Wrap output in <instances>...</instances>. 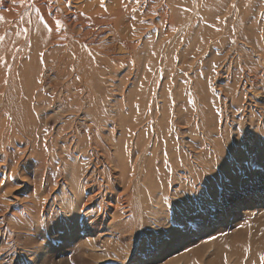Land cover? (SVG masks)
Returning <instances> with one entry per match:
<instances>
[{
	"label": "rangeland",
	"instance_id": "obj_1",
	"mask_svg": "<svg viewBox=\"0 0 264 264\" xmlns=\"http://www.w3.org/2000/svg\"><path fill=\"white\" fill-rule=\"evenodd\" d=\"M256 1L258 7L252 10L251 5L235 11L227 3L213 21L198 22L194 34L183 45L178 44V55H188L194 46L198 51L201 44L206 50L214 46L218 52L234 56V62L239 60L241 71H260L258 76H264V58L258 54L262 39H256V51L252 52V44L242 38L240 30L241 25L243 29L256 25L260 36L264 35V0ZM196 2L200 0H191V9ZM59 3L63 8L75 9L79 2ZM207 3L205 13H217L212 11L213 1ZM208 28H214L217 34L205 42L200 38ZM6 31L8 45L0 50V104L4 103L0 115V264H264V117L253 118V138L248 140L251 150L240 142L250 128L248 122H238L237 131V124L228 121L226 137H213L222 141L223 151L216 152L224 157L214 159L208 167L198 160L197 164L192 162L185 148L184 141L188 142L191 136L196 151L203 140L210 151L215 149L210 139H201V129L195 128L190 134H178L185 138L180 143L182 148L178 149L172 140L180 153L170 150L164 137L158 135L155 152L150 149L151 142L141 161L130 164V158L121 156L119 150L131 148L125 145L131 117H140L144 104L140 107V86L128 71L102 70L98 81L86 76L85 82L80 83L83 99L62 103L65 110L74 105V114L64 117L68 112L65 111L40 119L39 109L51 114L56 95L37 85V71L30 66L36 52L33 53L32 42L27 44L26 35H20L16 25ZM24 42L26 51L21 50ZM152 48L153 43L148 41L142 50L143 63L148 61L145 55ZM213 54L207 55L201 66L200 62L195 66L177 63L173 71H183L178 72L177 86L174 80H163L160 99L167 111L173 97L186 98L187 88L203 81L206 67L215 61ZM175 58L180 59L169 54V62L165 57V67L175 63ZM156 61L153 78L162 77ZM191 71L196 72L190 74ZM68 91L66 96L74 94ZM87 101L91 106L85 113ZM149 109L152 107L148 104L146 111ZM82 113L86 118L80 121L93 138L105 134L107 129L117 147L110 145L109 151L99 146L104 156L96 155L100 172L92 176L103 190L108 186L113 194L108 192L104 201L87 199L90 187L84 178L91 164H83L90 152L81 139L84 133L78 128V144L64 137L74 126V116ZM182 124L180 127L187 123ZM234 130L239 132L238 141ZM150 133L151 129L147 136ZM189 165L190 171L183 175ZM72 166L83 172L77 177V172H71ZM120 180L126 184L129 199L116 201L114 198L122 189ZM115 209L118 214H114ZM69 218L71 226L65 223Z\"/></svg>",
	"mask_w": 264,
	"mask_h": 264
},
{
	"label": "bare ground",
	"instance_id": "obj_2",
	"mask_svg": "<svg viewBox=\"0 0 264 264\" xmlns=\"http://www.w3.org/2000/svg\"><path fill=\"white\" fill-rule=\"evenodd\" d=\"M60 1L0 0V50L2 46L8 45L6 44V29L16 25L20 35H26L27 44L28 41L32 42L33 53L35 51L39 53L36 54L35 52L36 55H32V60H30L32 70L37 71V85L40 89L48 90L56 95V99L51 104V114L47 115L44 110L39 109L40 119H47L49 116L61 114L65 111L68 112L63 114L64 117H67L69 113L74 114V105L68 106V109L65 110L62 103L68 99L71 101L76 98L78 101L83 99L81 95L83 87L80 86V83L85 82L86 76L98 81L101 72H104L102 70H127L133 82L135 81L134 83L140 86L142 94L140 107L144 104V109L141 108L143 112H140L141 116L135 114L133 118L131 117L132 123L125 142V145L127 143L129 146L131 145V148L127 149L125 147V149L123 147L119 150L121 156L125 155L126 158H130V164L141 161L140 159L151 142L153 147L150 149L155 152L157 149L155 142L158 135L164 137V143L167 144L170 150L179 152L172 145V140H174L178 149L182 148L180 143L185 138H180L179 135L184 136L185 131L190 134L195 128L197 131L201 129V139L203 137L205 140L206 138L210 139V145L214 146L215 149L210 151L203 140L198 146L199 150L196 151L195 147L197 146L192 143L191 136L187 138L188 142L184 141L186 143L185 148L191 154L192 162L194 161L197 164L200 161L208 167V164L214 159L218 160L224 157L222 154H217V152L223 151L222 141L220 140V142L213 137L219 134H222L223 138L226 137L225 131H227L228 121L237 124V131L239 130L238 122H242L243 125L248 122L250 128L247 135L240 142L243 143L242 145L248 144L249 150L252 149L251 142L249 144L248 140L250 141L253 138L251 135L252 130H254L252 128L253 118L255 116L264 117V105L261 104L262 101L264 102V76H258L260 71H241L242 64L239 60L234 62L232 58L234 56L230 57L227 52L223 53L224 51L218 52L219 49L214 48V46L206 50L205 46L201 44L198 51L194 46L188 55L181 57L178 55V44L183 45L187 38L194 34L193 31L198 22L202 20L211 22L216 19L227 3L235 11L240 10L241 7L249 9L251 5L252 10L258 7L256 0H200L199 3L196 2L194 6L192 5L194 7L192 9L190 8L191 0H131L132 2H125L126 0H75L76 3L79 2L76 4L75 9L63 8L59 3ZM208 1H213L212 11L216 10L217 13L214 11L211 15L205 13L208 11ZM254 21L256 22V20ZM214 28H208L202 33L200 39L206 42L209 38L215 37L217 32L213 30ZM259 29L256 25H248L246 29H243L242 25L240 27L242 38L252 44V52L256 51L255 47L258 44L256 39H262V42L260 40L261 45H263L260 48L262 50L258 54H261V57L264 58V35L260 36ZM148 36L151 38H148ZM148 41L153 43V48L150 54L147 52L149 55H145V59L148 58V61L143 63L142 50H144ZM21 45V50L26 51L25 42ZM196 53L200 54L199 57L196 56ZM212 53H214L212 57L215 61L210 62L206 67V76L203 81L197 82L191 89L187 88L188 96L186 98L179 95L173 97L171 107L167 111L162 99H160L161 94H163L160 91L163 80H174L173 83L177 86L178 79H180L178 78V72H183L173 71L174 68H177V63L179 65L195 66L200 62L201 66L206 62L204 58ZM169 54L180 59L176 61L175 58V63L165 67L163 63L168 60ZM165 57H167V60L163 62ZM155 59H157L156 63L161 69L159 71L162 73V77L153 78L152 72L156 71V68H153ZM232 63L236 66L234 67ZM146 65L147 70H145ZM163 68H168L169 71H163ZM24 72L27 74V71L21 73ZM195 72L191 71L190 74ZM185 76L182 75L183 78ZM98 84L100 85L99 82ZM68 85L72 87L70 90ZM260 89L261 92H257ZM68 90L74 94L70 93L66 96L65 93ZM88 103L89 101L84 105L87 107L83 109L85 113L91 106ZM3 104V102L0 104V115L2 113L1 109L2 111L4 109ZM148 104L151 105L152 109L146 111ZM228 110H231V112L228 113ZM84 116L83 113L81 116H74V126H71L72 128L64 137L67 139L66 141L72 143L74 141L75 144H78V128L84 133L81 139L86 141V147H90V150L88 149V152H90L83 164L86 166L91 164L90 171L86 172L85 170L84 178L85 185L87 188L90 187L87 199L90 201L99 198L104 201V197L108 196L107 193L111 191V188L109 190L108 186H105L106 190H103L97 182V178L94 179L92 175L94 172H100L98 171V163L100 162L97 157L98 154L104 156L99 146L103 150L109 148L110 151L112 149L110 145H113L112 139L109 137L107 129L105 134H97L93 138L89 128L88 130L84 129L85 126L80 121ZM168 118H171V120ZM190 120H193V122ZM163 122H166V124L164 125ZM182 123L187 124L180 127ZM191 123H193V126ZM183 128H186V130ZM150 129L152 133L147 136ZM236 130H234L233 135H235V141H238L240 140L238 139L239 132H236ZM255 130L257 131V129ZM227 133H229V130ZM88 136H90L89 141ZM146 138H148L147 141ZM113 147L116 146L113 145ZM113 149L115 151V148ZM205 153L207 157H203L206 155ZM184 155L185 153L182 152V160L185 159ZM91 156L97 159L94 160ZM190 166L192 167V165H189L187 169L183 170V175L190 171ZM76 169L78 168L72 166L71 172L75 174ZM82 172H77V177ZM111 183L113 186L116 185L114 180ZM120 183L122 189L120 188L121 191L114 198L116 201L129 199V191L127 193L125 182L120 180ZM110 194L112 193L110 192ZM127 194L128 196L125 198L124 196ZM118 211L115 209L114 214H118Z\"/></svg>",
	"mask_w": 264,
	"mask_h": 264
},
{
	"label": "snow or ice",
	"instance_id": "obj_3",
	"mask_svg": "<svg viewBox=\"0 0 264 264\" xmlns=\"http://www.w3.org/2000/svg\"><path fill=\"white\" fill-rule=\"evenodd\" d=\"M65 223L68 224L69 226H71V218H69V220L66 221Z\"/></svg>",
	"mask_w": 264,
	"mask_h": 264
}]
</instances>
